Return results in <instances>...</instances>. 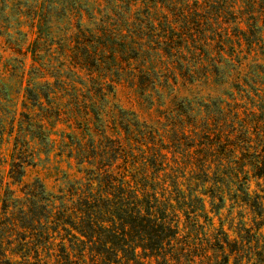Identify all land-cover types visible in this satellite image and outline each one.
I'll return each instance as SVG.
<instances>
[{"label": "trees", "instance_id": "obj_1", "mask_svg": "<svg viewBox=\"0 0 264 264\" xmlns=\"http://www.w3.org/2000/svg\"><path fill=\"white\" fill-rule=\"evenodd\" d=\"M0 65V264H264V0H0Z\"/></svg>", "mask_w": 264, "mask_h": 264}, {"label": "rangeland", "instance_id": "obj_2", "mask_svg": "<svg viewBox=\"0 0 264 264\" xmlns=\"http://www.w3.org/2000/svg\"><path fill=\"white\" fill-rule=\"evenodd\" d=\"M5 5H9V4H5ZM12 6H13V9H21L22 8V6L19 5L17 3V1L14 2V5H12ZM5 10L8 11L7 6H6ZM4 24H6V26H8V32L11 34L10 36L13 39H16V40L19 39L20 40V39L25 38L24 41L25 40L29 41L34 36L33 29L29 26L28 21L27 22L23 21L22 24L19 26V29H21L20 30L21 33H18V31H17L18 22L14 19L13 16H11L9 19L5 20ZM23 33L25 35H23ZM26 61L28 63L30 60L27 59ZM0 68H1V65H0ZM0 74H1V71H0ZM13 82H14V80H10V81L6 80V83H7L6 89L9 92H11L10 95H12V96L7 98L6 100L5 99H0V110L5 109V108H9L8 111H10L14 107V101H15L14 97H16V96H14L15 95L14 94L15 86L13 85L14 84ZM11 144H12V142L9 139H7V138H4L2 141L0 140V149H1V153H2L1 155H2L3 158H6L8 156V152L10 150ZM31 175H34V173L31 174ZM240 264H257V261H255V260L247 261L245 259V260L241 261Z\"/></svg>", "mask_w": 264, "mask_h": 264}]
</instances>
